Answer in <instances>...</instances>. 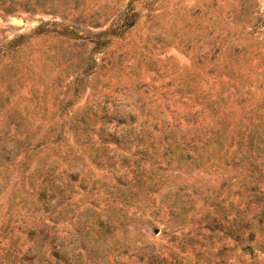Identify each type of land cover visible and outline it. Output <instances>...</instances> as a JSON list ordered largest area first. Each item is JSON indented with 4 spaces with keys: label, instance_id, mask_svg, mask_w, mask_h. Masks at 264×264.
Listing matches in <instances>:
<instances>
[{
    "label": "rangeland",
    "instance_id": "374dc122",
    "mask_svg": "<svg viewBox=\"0 0 264 264\" xmlns=\"http://www.w3.org/2000/svg\"><path fill=\"white\" fill-rule=\"evenodd\" d=\"M0 264H264V0H0Z\"/></svg>",
    "mask_w": 264,
    "mask_h": 264
}]
</instances>
